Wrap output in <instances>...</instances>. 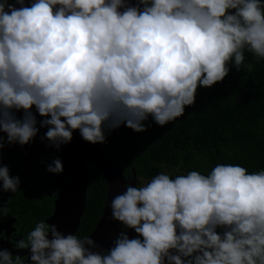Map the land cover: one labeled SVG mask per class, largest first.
Returning a JSON list of instances; mask_svg holds the SVG:
<instances>
[{
  "label": "clouds",
  "instance_id": "obj_1",
  "mask_svg": "<svg viewBox=\"0 0 264 264\" xmlns=\"http://www.w3.org/2000/svg\"><path fill=\"white\" fill-rule=\"evenodd\" d=\"M261 61L264 0H0V156L40 129L59 151L76 131L95 145L121 126L173 124L199 89ZM158 167L107 205L120 231L106 249L45 220L14 248L27 264H264V169ZM46 171L62 174V160ZM20 185L0 159V193ZM17 252L0 246V264H26Z\"/></svg>",
  "mask_w": 264,
  "mask_h": 264
},
{
  "label": "trees",
  "instance_id": "obj_2",
  "mask_svg": "<svg viewBox=\"0 0 264 264\" xmlns=\"http://www.w3.org/2000/svg\"><path fill=\"white\" fill-rule=\"evenodd\" d=\"M246 62L255 63L247 53ZM99 145L126 179L149 180L161 171V163L172 169L181 160V173L207 174L217 163L240 164L249 172L264 169V61L251 73L232 69L222 83L199 89L195 104L173 124L152 123L143 133L121 126ZM106 191L103 175L91 167L85 208L75 232L79 237L88 236L98 221Z\"/></svg>",
  "mask_w": 264,
  "mask_h": 264
},
{
  "label": "flooded vegetation",
  "instance_id": "obj_3",
  "mask_svg": "<svg viewBox=\"0 0 264 264\" xmlns=\"http://www.w3.org/2000/svg\"><path fill=\"white\" fill-rule=\"evenodd\" d=\"M45 131L46 129H40L39 135H43ZM39 135L30 145L5 146L2 156H0L2 163L9 166L10 175H18L21 180L20 189L16 193H0V200L5 204L11 197L8 215L0 216V246L8 248L14 253L18 251L16 254H19L25 262L28 259V252L27 250H16L15 242L25 237L36 222L45 220L49 223L56 212V203L59 197L71 183L70 172L66 167L69 160L64 156L66 146H61L59 151L47 148L45 144L41 143ZM71 143L76 146L74 138ZM56 157H59L63 162L64 171L59 175L46 171V164ZM82 157L88 170L87 195L91 167H95L84 155ZM135 178L137 186H140L141 181H147L140 177ZM129 235L132 236L134 233L129 232Z\"/></svg>",
  "mask_w": 264,
  "mask_h": 264
},
{
  "label": "water",
  "instance_id": "obj_4",
  "mask_svg": "<svg viewBox=\"0 0 264 264\" xmlns=\"http://www.w3.org/2000/svg\"><path fill=\"white\" fill-rule=\"evenodd\" d=\"M76 146L65 145L64 156L68 157L66 165L71 177L70 185L63 191L56 203V212L49 223H55L58 230L64 233H74L78 226L86 203V185L88 170L82 155L103 175L106 184V200L101 215L96 222L91 235L102 248L109 247L111 240L120 231V225L109 219L112 198L124 191V184L134 185L136 178L126 179L116 161L105 154L99 144H89L82 140L79 132L73 133ZM79 149V150H78ZM65 157V158H66Z\"/></svg>",
  "mask_w": 264,
  "mask_h": 264
}]
</instances>
